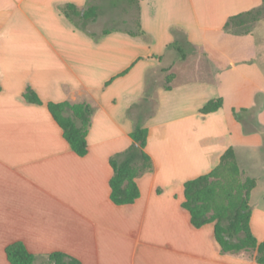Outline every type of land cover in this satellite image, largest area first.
I'll return each mask as SVG.
<instances>
[{"label":"crops","instance_id":"crops-1","mask_svg":"<svg viewBox=\"0 0 264 264\" xmlns=\"http://www.w3.org/2000/svg\"><path fill=\"white\" fill-rule=\"evenodd\" d=\"M106 1L120 8V25L95 31L88 25L101 12L76 26L61 10L66 3L102 10L95 0H0V264H11L5 248L15 241L36 256L33 264H51L55 251L79 264H259L254 250L222 252L214 223L194 227L181 203L184 182L210 173L231 146L241 174L256 181L250 228L264 240V188L258 205L249 154L231 137L232 128L239 132L235 109L252 114L248 129L264 140L257 118L264 90L252 93L246 82L254 79L235 74L252 61L259 66L264 37L255 28L264 18L247 30L224 28L262 0H138L126 11ZM104 28L112 30L102 35ZM174 40L185 56L169 46ZM27 86L40 104L24 99ZM218 97L217 110L201 112ZM63 101L93 109L83 156L47 108ZM140 122L152 169L136 178L132 203L116 204L110 157L132 144Z\"/></svg>","mask_w":264,"mask_h":264},{"label":"trees","instance_id":"trees-1","mask_svg":"<svg viewBox=\"0 0 264 264\" xmlns=\"http://www.w3.org/2000/svg\"><path fill=\"white\" fill-rule=\"evenodd\" d=\"M118 1V0H117ZM125 7L136 4L138 0H119ZM65 16L80 26L79 23L94 21L99 15V6L88 4L85 8L78 9L72 3H66L62 8ZM264 17V0L256 7L230 16L224 24V28L234 27L247 30L250 25ZM112 28H104L102 35L109 33ZM175 32V29H173ZM131 35L141 34L142 31L128 30ZM182 56L186 50L178 40L169 44ZM26 101L40 104L41 100L36 93L27 86L23 92ZM222 105V98L210 99L201 108V112L208 113L217 110ZM47 108L54 120L62 129V135L70 148L79 156L87 153L86 131L90 124L92 107L85 103L48 102ZM240 111H244L241 109ZM236 118L242 120L241 113L234 109ZM132 144L120 153L110 157L113 169L109 180L110 199L116 204L132 203L139 195L136 178L152 169V160L144 150L147 138V128L140 122L130 132ZM227 174L237 177L241 174L238 167L234 149L229 146L220 156L218 164L208 174L189 179L183 184L184 200L181 206L190 213V221L194 227H200L206 223H214L213 234L222 252H240L241 250L256 251L255 260L264 264V240L257 241L250 228L251 206L249 193L255 186V179L244 177L241 183L240 195L235 201L228 202L220 209L209 213L208 202L216 195L215 187L211 178L215 174ZM6 257L11 264H33L36 256L29 252L20 241L8 244L5 248ZM51 264H79L72 256L55 251L47 255Z\"/></svg>","mask_w":264,"mask_h":264},{"label":"rangeland","instance_id":"rangeland-1","mask_svg":"<svg viewBox=\"0 0 264 264\" xmlns=\"http://www.w3.org/2000/svg\"><path fill=\"white\" fill-rule=\"evenodd\" d=\"M114 1V0H113ZM95 3L101 5L100 15L97 20L93 23H90L88 27L95 31H99L103 27H114L116 25H120L119 17L121 16L120 8L111 6L109 2L106 0H95ZM133 10L131 11L129 18H131ZM264 18V17H263ZM132 20V19H131ZM130 21V19H129ZM253 23L250 25L252 26ZM255 28L256 36L259 37L261 34L264 37V20H262ZM264 43V41H263ZM208 49L213 53H217V50H211L210 46ZM218 49H225V43L219 42ZM219 52V51H218ZM198 53L190 55L193 59L196 57ZM188 56V57H190ZM195 56V57H194ZM203 67L205 64L204 55L200 57ZM257 62L252 61L251 66H241L238 70L235 71L237 76H251L253 81L246 82L248 83L249 87L252 90V93L256 89H263L264 90V52L263 55L260 57L258 62V67L255 68ZM228 68H225L227 70ZM170 76L167 73H164V76L161 77L159 80L162 83L170 82ZM251 93V94H252ZM243 117L242 119L245 121L247 126L241 122V120H237L239 126V132H235L232 128V141L238 145H245V150H247L250 161H251V169L250 172L251 176L255 177L258 181V187L253 194V202H257L258 205L262 203V196L263 193L261 192L264 188V140L262 136L258 133L257 130L248 129V127H252L251 123H253L252 114H241ZM258 120L264 125V109L259 113ZM242 136L243 138H240ZM244 179L242 174L238 175L237 177H233L227 174H215L211 180L213 181L216 195L214 196L213 200L208 202L209 206V213L214 212L221 207H223L228 202L235 201L240 195L243 194L241 191V183ZM260 201V202H259ZM254 202V203H255ZM250 253L251 250H241L240 252Z\"/></svg>","mask_w":264,"mask_h":264}]
</instances>
